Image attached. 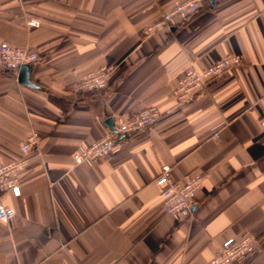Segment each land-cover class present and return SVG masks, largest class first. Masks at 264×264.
Instances as JSON below:
<instances>
[{
	"label": "crops",
	"instance_id": "crops-1",
	"mask_svg": "<svg viewBox=\"0 0 264 264\" xmlns=\"http://www.w3.org/2000/svg\"><path fill=\"white\" fill-rule=\"evenodd\" d=\"M187 0H0V43L39 56L29 82L0 73V163L25 156L20 194L0 222V264H204L223 240L256 239L244 264H264V0H205L184 26L144 37V27ZM32 20L37 26H30ZM241 64L189 104L173 91L184 71L225 56ZM112 68L107 87L76 91ZM160 118L126 136L110 156L76 164L81 145L139 110ZM204 174L192 214L170 216L155 178Z\"/></svg>",
	"mask_w": 264,
	"mask_h": 264
},
{
	"label": "built area",
	"instance_id": "built-area-1",
	"mask_svg": "<svg viewBox=\"0 0 264 264\" xmlns=\"http://www.w3.org/2000/svg\"><path fill=\"white\" fill-rule=\"evenodd\" d=\"M205 0H187L176 5L164 13L160 19L147 25L141 31L144 37L160 31L168 32L187 24L203 7ZM30 26H37L38 21L32 20ZM39 60L36 52L21 46L0 43V73H16L23 66H31ZM241 64L238 56H225L204 70H197L189 66L183 73L177 88L173 91L176 105L189 104L196 96L204 91L208 84L220 77L230 69ZM112 74V68L102 67L97 71L83 76L76 91L84 94H93L104 90ZM162 115L155 106L145 107L130 115L127 119L118 122L114 131L108 130L100 140L87 145H81L73 154L76 164H93L105 157L112 155L124 137L145 131L150 128ZM264 130V109L259 119ZM38 136L30 131L21 146L25 154L20 159L0 163V222L7 223L14 215L11 207L2 203L1 198L10 192L14 196L20 194V179L25 170L30 155L36 152ZM204 174L191 171L182 181L175 180L170 174V166L164 165L155 178V183L160 187L163 195L164 210L176 220H182L192 214V208L197 190L202 186ZM256 239L248 234L240 237H229L223 240L219 251L204 264H244L254 252Z\"/></svg>",
	"mask_w": 264,
	"mask_h": 264
},
{
	"label": "water",
	"instance_id": "water-1",
	"mask_svg": "<svg viewBox=\"0 0 264 264\" xmlns=\"http://www.w3.org/2000/svg\"><path fill=\"white\" fill-rule=\"evenodd\" d=\"M18 82L22 85H26L29 87H35L32 83L29 82V66H23L20 69ZM107 125L109 130L114 131L113 124L111 120L107 121Z\"/></svg>",
	"mask_w": 264,
	"mask_h": 264
},
{
	"label": "rangeland",
	"instance_id": "rangeland-1",
	"mask_svg": "<svg viewBox=\"0 0 264 264\" xmlns=\"http://www.w3.org/2000/svg\"><path fill=\"white\" fill-rule=\"evenodd\" d=\"M97 71V70H96ZM95 72V71H94ZM91 73H93V72H91ZM88 74H90V73H88Z\"/></svg>",
	"mask_w": 264,
	"mask_h": 264
}]
</instances>
